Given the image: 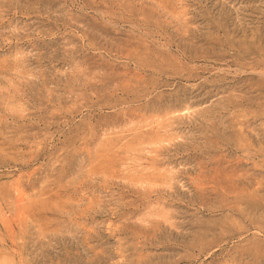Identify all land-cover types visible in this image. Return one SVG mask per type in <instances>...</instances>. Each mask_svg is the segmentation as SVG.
I'll list each match as a JSON object with an SVG mask.
<instances>
[{
    "label": "rangeland",
    "instance_id": "obj_1",
    "mask_svg": "<svg viewBox=\"0 0 264 264\" xmlns=\"http://www.w3.org/2000/svg\"><path fill=\"white\" fill-rule=\"evenodd\" d=\"M141 262L264 264V0H0V264Z\"/></svg>",
    "mask_w": 264,
    "mask_h": 264
},
{
    "label": "bare ground",
    "instance_id": "obj_2",
    "mask_svg": "<svg viewBox=\"0 0 264 264\" xmlns=\"http://www.w3.org/2000/svg\"><path fill=\"white\" fill-rule=\"evenodd\" d=\"M165 122H166V124H167L168 121L166 120ZM165 122H164V123H165ZM166 124H165V125H166ZM162 125H163L164 127L167 126V125L165 126L163 123H162ZM162 125L160 124V126H162ZM163 126H162V127H163ZM168 126H169V124H168ZM168 126H167V127H168ZM170 126H172V125L170 124ZM164 127H163V129H164ZM171 128H172V127H171ZM158 129H159V130H158L159 132L162 130V128L160 129V127H158ZM168 129H169V128H168ZM172 129H173V128H172ZM166 131H167V128H166ZM169 132H170V131H169ZM160 133H161V132H160ZM168 134H169V133H168ZM157 135H159V134H157ZM166 135H167V134H166ZM157 137H158V136H157ZM159 139H160V138H159ZM162 139H163V138H162ZM161 141H162V140H160V142H161ZM160 142L158 141V143H160ZM154 143H155V142H154ZM250 155H251V153H250ZM237 177H238V176H237ZM238 178H239V177H238ZM242 179H243V178H242ZM235 180H236V178H235ZM235 180H234V183H235ZM232 181H233V180H232ZM225 182H226V181H225ZM225 182H224V183H225ZM228 182H229V180H228ZM236 182H237V181H236ZM229 183H230V182H229ZM234 183L232 182V185H233ZM221 184H222V183H221ZM235 184H236V183H235ZM223 185H224V184H223ZM237 185H238V184H237ZM221 186H222V185H221ZM223 187H224V186H223ZM227 187H228V186H227ZM228 188H229V187H228ZM228 188H226V190H227ZM224 189H225V188H224ZM229 189H230V188H229ZM159 190H160V189H159ZM241 190H242V189H241ZM153 191H154V190H153ZM228 191H229V190H228ZM155 192H156V191H155ZM230 192H231V190H230ZM230 192H229V193H230ZM153 193H154V192H153ZM158 193H159V192H158ZM226 193H227V192H226ZM234 193H235V192H234ZM240 193H241V191H240L238 194H240ZM242 193H244V192H242ZM245 193H246V192H245ZM232 194H233V191H232ZM238 194H237V195H238ZM228 195H229V194H228ZM230 195H231V194H230ZM232 196H233V195H232ZM242 196H243V195H242ZM238 198H239V197H238ZM240 198H241V197H240ZM236 201H238V200H236ZM238 203H239V201L237 202V204H238ZM163 204H164V203H163ZM201 204H203V202H202ZM203 205H204V204H203ZM203 205H201V206H203ZM205 205H206V204H205ZM204 208H205V207H204ZM147 213H149V212H147ZM152 213L154 214V212H152ZM147 215H148V214H147ZM147 215L145 216V217H147V218L151 216V214H149L150 216H147ZM154 215H155V214H154ZM151 217H152V218H151ZM151 217H150V218H151L152 220H153V219L155 220V217H153V215H152ZM147 218H145V220H148ZM169 219H170V218H169ZM172 219H173V218H172ZM172 219L169 220V221L172 222V221H173ZM145 220H144L143 222H148V221H145ZM152 220H150L148 223H150ZM154 220H153V221H154ZM141 221H142V219H141ZM153 221L151 222V224H154V225H155V222H153ZM156 221H157V220H156ZM173 222H175V221H173ZM159 223H160V222H159ZM159 223L157 222V224H159ZM167 223H168V222H166V225H167ZM169 223H170V222H169ZM157 224H156V227H157V226H158V227L162 226V225H161L162 223L159 224V225H157ZM170 224H171V223H170ZM176 224H177V223H176ZM176 224H174V226H176ZM178 224H179V223H178ZM172 225H173V223H172ZM174 226H173V227H174ZM176 227H177V226H176ZM176 227H175V228H176ZM165 228H166V226H165ZM172 229H173V228H172ZM11 241H12V239H11ZM14 242H15V241H14ZM2 245H3V244H2ZM142 263H143V262H141V264H142ZM144 263H145V262H144ZM146 264H148V263H146Z\"/></svg>",
    "mask_w": 264,
    "mask_h": 264
}]
</instances>
